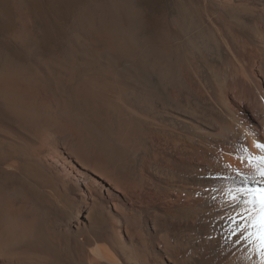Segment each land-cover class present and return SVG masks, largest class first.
<instances>
[{"label":"bare ground","instance_id":"obj_1","mask_svg":"<svg viewBox=\"0 0 264 264\" xmlns=\"http://www.w3.org/2000/svg\"><path fill=\"white\" fill-rule=\"evenodd\" d=\"M204 1L187 54L114 0L82 53L0 64V264H264V0Z\"/></svg>","mask_w":264,"mask_h":264},{"label":"rangeland","instance_id":"obj_2","mask_svg":"<svg viewBox=\"0 0 264 264\" xmlns=\"http://www.w3.org/2000/svg\"><path fill=\"white\" fill-rule=\"evenodd\" d=\"M135 1L145 33L158 47H175L187 54L189 43L195 39L211 43L212 37H219L216 25H220V30L224 28L217 11L204 0ZM114 3V0H0V64L14 62L31 69L35 55L64 58L82 53L80 41L87 29L86 19L114 17ZM195 54L189 55L190 63L191 55ZM0 118L15 124L1 106ZM46 210L53 218L63 216L54 207L48 206Z\"/></svg>","mask_w":264,"mask_h":264},{"label":"snow or ice","instance_id":"obj_3","mask_svg":"<svg viewBox=\"0 0 264 264\" xmlns=\"http://www.w3.org/2000/svg\"><path fill=\"white\" fill-rule=\"evenodd\" d=\"M256 147L260 149L262 152H264V144H256ZM262 162H264V157L260 158ZM261 176H264V169L261 170ZM261 204H262V210H264V194L261 196Z\"/></svg>","mask_w":264,"mask_h":264}]
</instances>
